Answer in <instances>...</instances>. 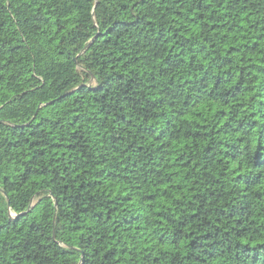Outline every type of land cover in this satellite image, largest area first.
<instances>
[{
	"label": "trees",
	"instance_id": "16d2710c",
	"mask_svg": "<svg viewBox=\"0 0 264 264\" xmlns=\"http://www.w3.org/2000/svg\"><path fill=\"white\" fill-rule=\"evenodd\" d=\"M17 2L12 0L8 8L0 4V72L14 73L8 77L10 84L28 77L30 90H21L9 104H40L27 122L16 109H0V137H5L0 148L22 173L20 184L40 188L18 196L4 177L0 237L5 240L0 241V256L15 253L8 264H133L140 254V234L153 227L164 232L161 225L173 223L161 211L167 207L165 182L174 184L181 175L183 157H176L173 146L203 140L205 167L218 149L223 155L218 163L226 165L220 180L205 181L204 199L212 206L202 200L171 236L153 233L158 236L155 242L162 246L170 241L173 248L186 242L184 260L190 264H264L260 231L238 230L243 218L252 215L249 197L264 183V132L254 143L239 138L217 142L210 137L229 136L231 123L213 132L205 121L210 115H228L218 107L233 102L238 112L250 111L239 122L240 129L255 128L258 115L264 119L261 93L246 104L240 102L248 94V77L264 72L259 67L264 64V0H231L227 6L224 0H161L169 5L161 8L151 0H31L16 8ZM138 9L143 12L136 14ZM73 13L78 15L73 20L79 29L76 36L86 46L56 51L61 62L41 69L38 57L44 50L34 46L53 31L62 32L69 23L65 17ZM134 31L143 37L148 55L114 58L113 50L124 44L121 36ZM55 39L52 36L47 45H55ZM100 50L107 55L101 57ZM110 65L116 69L111 74ZM233 78L236 84L228 89ZM58 80L63 83L57 86ZM45 110L54 113L51 120ZM184 116L189 119L179 123L177 117ZM128 177H138L137 183L156 189L160 196L134 204L125 195L104 206L96 197L82 195L105 181H116L109 185L115 190ZM262 196L255 193L254 199ZM89 223L98 230L84 231ZM232 223L236 228L230 232Z\"/></svg>",
	"mask_w": 264,
	"mask_h": 264
},
{
	"label": "clouds",
	"instance_id": "9594fccd",
	"mask_svg": "<svg viewBox=\"0 0 264 264\" xmlns=\"http://www.w3.org/2000/svg\"><path fill=\"white\" fill-rule=\"evenodd\" d=\"M12 2V0H0V4H3L5 8H8V5ZM31 0H18L15 7L20 8L22 4L26 5L30 3ZM115 2V0H114ZM211 3V0H208ZM231 0H224L225 6H227ZM152 4H155L157 8L161 7H168L167 3H161V0H151ZM71 7V4L67 5ZM242 5H238L240 7ZM9 12L13 11L11 8L8 9ZM143 12V9L136 10V14H140ZM74 19H78V15L73 13L70 17H65L69 23L64 27L63 31L59 34L53 31L52 36H55V45H47V40L52 39V36H48L45 40H42L39 44L35 45V49L43 48L44 55L38 57V61L40 64L41 69L48 68L54 66L56 63H60L59 57L55 55L56 51L67 50L71 51L72 49L76 48L78 45L81 49L86 46V41L82 39L80 36H76V33L79 31L77 25L73 22ZM211 37L214 34L208 33ZM262 35V40H264V34ZM75 37V38H74ZM63 40V44L60 41ZM121 40L124 41V44L121 46L118 44L119 51L113 50V57L119 58L124 56L125 53H128L127 59H136L137 53L139 52L140 55H148V50L143 48V37L139 32H131L126 35L121 36ZM140 41L138 44L137 42ZM215 41L213 40V43ZM58 45L59 47H56ZM261 47L264 48V43L261 44ZM87 55V54H86ZM103 50H100V56H106ZM100 57H97L99 59ZM127 61H125L126 63ZM260 69L264 70V64L259 65ZM115 67L110 65L109 74L112 71H115ZM134 70L138 71L139 66H137ZM13 72H8L6 75L3 72H0V76H5L3 81H0V109H4L7 105L8 109H16L17 115L19 118L22 119L23 122H27V117L30 115L35 114V107L39 106L40 102L33 100L26 104H16L15 102L9 104V101L13 100V97L19 96L21 94V90L29 91L27 87V79L17 80L16 84L20 87L19 89L16 87V84H10L8 77L13 76ZM183 71L179 72V75H183ZM253 76L256 77L253 80ZM170 78V77H169ZM236 79L233 78L232 82L227 85L228 89H231L236 84ZM249 83L247 84L248 87V94L246 96L241 97V103H245L248 100H251L252 97H255L257 93H261L264 96V72H253L251 76L248 77ZM63 81H57V86L62 84ZM166 83V80L164 81ZM207 91H213L211 86L208 88ZM190 95V94H189ZM43 103H47V101H43ZM182 107V101L179 102L175 108V111L179 113L180 108ZM68 109L66 108L65 111ZM171 111V110H170ZM218 111H226L228 115L217 118L214 115H210L205 118L207 127L211 128L213 132H215L217 126L222 127L223 123H231L232 125V133L227 137H210L215 141L225 140V142H235L236 139H245L246 141H251L254 143L257 139L261 138L262 132H264V119H260L258 115L256 117V127L251 128L246 127L245 129L239 128V122L244 119V116H250V111H245L240 113L237 111L235 102L228 105L226 108L218 107ZM251 111H255L253 107ZM46 117L51 120L54 113L49 114L48 110H45ZM235 115V119L233 116ZM3 118V117H0ZM189 118L184 116L182 119L177 117L179 123H183L187 121ZM215 121V123H213ZM70 122V121H69ZM188 131H192V129H188ZM199 131V129H197ZM5 137H0V141H2ZM49 139H51L49 137ZM182 145H187L184 151H180ZM204 146L205 141H197L195 143H190L189 141H181L175 144L172 148V151L175 153L176 157H183L179 164V172L180 177L177 179L174 184H170L165 182L163 188V196H164V203L167 204L166 208L161 209L162 212L166 214V218H170L172 220V224L164 223L161 227L164 229V232H168L169 236H171L172 231L176 230V225L179 223L184 222L188 219L191 213L196 209L199 208L200 202L203 200L206 207L212 206V201L204 199L205 193V181L211 180H220L221 173L224 171V167H222L221 163L223 161L222 150L218 149L215 155L211 158V162L208 163V166L205 167V160H204ZM18 155V154H14ZM12 157L5 158L4 156V149L0 148V188L4 187L3 180L4 177H8L12 187L14 190L17 191V195L20 196L24 193H30L34 191H38L40 186H36L33 188L31 182L25 185L20 184V177L22 175L21 172H17L15 161L10 164L9 160ZM107 167V166H105ZM95 171V169H93ZM142 175V173H141ZM184 177H187V180H184ZM138 177H128V182L126 184L120 183L119 187L113 190L109 187V185L117 184L116 181H105L103 186L96 191H89L85 195V199L87 196L96 197L97 200L101 205L109 206V201H115L117 197H122L125 195L131 196L133 203L135 204L138 200H144L148 196L158 197L160 193L156 189H151L142 187L140 183H137L136 180ZM228 184L230 185L231 182V174L227 177ZM82 183H86L83 179L80 181ZM152 183H155V180L149 182V187ZM180 187L181 191L177 192L173 189L175 187ZM210 186V185H209ZM215 190V189H213ZM229 190H231L229 188ZM255 193H264V183L259 185L253 192V195L249 197V201L252 205L250 211L252 213L251 217L243 218V222L240 224L238 230L249 229L251 231L259 230L261 236L264 237V196L261 199L257 200L254 199ZM103 197L101 199L100 197ZM196 197L194 200L193 197ZM156 203H160V200H156ZM101 211L103 208L100 209ZM46 212L47 209H44ZM151 214V213H149ZM237 220H240L241 217L237 216ZM155 223V221H154ZM87 228H93L94 231L98 230L97 226L94 224L89 223L84 231H87ZM235 223H232L227 229L228 231H232L235 229ZM164 232L160 231L159 228L153 227L150 231L146 233H141L140 236L143 237V241L139 244L140 254L137 257V260L133 262V264H153V261L156 264H173V261H176V264H190L189 261L184 260V256L187 255L186 250V242L183 245H179L175 248L169 246V243L164 245H158L155 241L158 239V236H153V233H158L159 235H163ZM91 234V233H89ZM233 241L235 240V236H232ZM4 237H0V241H4ZM151 240V243L148 241ZM7 243H12V241L8 240ZM19 243V241H16ZM127 247V245H125ZM132 247H137L135 243H133ZM4 248V243H0V251ZM147 248L148 251L145 252L144 249ZM33 254L35 250H33ZM15 255V253H11L8 256H0V264H8L11 256ZM147 256V260L144 257ZM203 259V258H202ZM226 259V257H225ZM15 264V262H12ZM37 264H40V261H37Z\"/></svg>",
	"mask_w": 264,
	"mask_h": 264
},
{
	"label": "water",
	"instance_id": "95a60500",
	"mask_svg": "<svg viewBox=\"0 0 264 264\" xmlns=\"http://www.w3.org/2000/svg\"><path fill=\"white\" fill-rule=\"evenodd\" d=\"M10 218H12V215H10Z\"/></svg>",
	"mask_w": 264,
	"mask_h": 264
}]
</instances>
